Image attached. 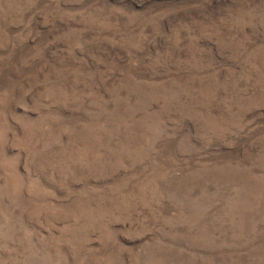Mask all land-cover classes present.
<instances>
[{"label": "rangeland", "instance_id": "rangeland-1", "mask_svg": "<svg viewBox=\"0 0 264 264\" xmlns=\"http://www.w3.org/2000/svg\"><path fill=\"white\" fill-rule=\"evenodd\" d=\"M0 264H264V0H0Z\"/></svg>", "mask_w": 264, "mask_h": 264}]
</instances>
